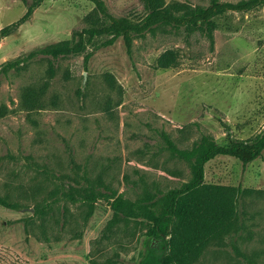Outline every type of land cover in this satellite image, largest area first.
<instances>
[{
	"label": "rangeland",
	"instance_id": "374dc122",
	"mask_svg": "<svg viewBox=\"0 0 264 264\" xmlns=\"http://www.w3.org/2000/svg\"><path fill=\"white\" fill-rule=\"evenodd\" d=\"M101 1L114 17L139 22L147 14L145 0ZM31 2L0 0V29ZM100 17L88 0H44L1 39L0 66L71 40ZM213 22L212 38L159 26L133 36L130 52L121 37L98 49L94 44L106 38L93 40L81 54L59 59L53 78L40 57L0 75V195L20 205H0V264H138L148 246L164 251L145 220L112 222L105 199L88 215L87 205L63 199L61 191L159 196L191 179L190 164L170 152L163 133L190 149L203 134L225 145L228 134L249 139L264 131V5ZM167 50L175 52V63L157 68ZM44 83L43 108L24 109L23 90ZM204 182L245 191L237 196L234 228L214 239L196 264H264V152L246 165L217 156L206 164ZM36 203L44 215L34 214Z\"/></svg>",
	"mask_w": 264,
	"mask_h": 264
},
{
	"label": "trees",
	"instance_id": "16d2710c",
	"mask_svg": "<svg viewBox=\"0 0 264 264\" xmlns=\"http://www.w3.org/2000/svg\"><path fill=\"white\" fill-rule=\"evenodd\" d=\"M43 1L32 0L21 18L0 29V41L27 22ZM88 1L95 5L100 19L77 32L71 40L50 44L6 61L0 66V75H7L11 70L24 69L32 60L40 57L47 60V73L49 78H53L56 73L55 63L59 59L81 54L93 40L106 38L101 43L94 44V49H98L113 44L121 37L130 52L133 36L143 35L159 26L183 27L189 32L202 30L212 38L214 17L226 12H247L264 5V0H211L208 6L192 7L180 2L145 0L146 16L139 22H133L125 17L111 15L101 0ZM91 55L88 53L85 61ZM175 61V52L167 50L156 60V67L165 69L171 67ZM47 85L44 83L39 88L26 87L21 96L23 108L28 111L42 109V96ZM162 136L170 152L190 164L189 181L159 196L145 192L136 199L127 198L123 194H108L92 187L62 190L61 196L65 200L80 201L87 205L88 215L93 211L94 203L105 199L110 202L113 211L112 222L145 220L150 225V235L163 240L165 249L157 254L156 249L148 246L145 256L138 264H196L214 239L234 228L237 196L245 191L240 187L205 183L206 164L217 156L233 157L243 165L252 162L264 152V131L249 139H238L228 134L225 145H219L212 136L203 134L190 149L179 148L166 133ZM0 205L11 209L20 207L9 196L1 195ZM33 210L35 215L42 216L45 213L44 206L40 203H36Z\"/></svg>",
	"mask_w": 264,
	"mask_h": 264
}]
</instances>
